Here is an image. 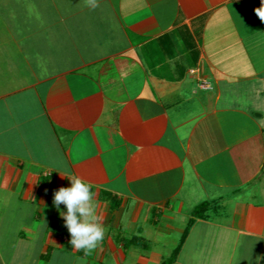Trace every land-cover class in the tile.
I'll return each instance as SVG.
<instances>
[{"label":"crops","instance_id":"crops-1","mask_svg":"<svg viewBox=\"0 0 264 264\" xmlns=\"http://www.w3.org/2000/svg\"><path fill=\"white\" fill-rule=\"evenodd\" d=\"M257 12L262 0H0V264H161L184 235L170 264H264ZM64 175L91 185L106 229L90 253L53 205ZM177 234L165 258L155 244Z\"/></svg>","mask_w":264,"mask_h":264},{"label":"clouds","instance_id":"clouds-1","mask_svg":"<svg viewBox=\"0 0 264 264\" xmlns=\"http://www.w3.org/2000/svg\"><path fill=\"white\" fill-rule=\"evenodd\" d=\"M86 3L93 9L98 6V0H86ZM257 14L264 20V13ZM64 176L69 180V185L54 191L53 205L57 210L61 205L66 209L60 214L70 234L71 247L90 253L103 241L106 229L97 219L91 185L78 176Z\"/></svg>","mask_w":264,"mask_h":264},{"label":"rangeland","instance_id":"rangeland-1","mask_svg":"<svg viewBox=\"0 0 264 264\" xmlns=\"http://www.w3.org/2000/svg\"><path fill=\"white\" fill-rule=\"evenodd\" d=\"M118 233H119V236H121V235H124V231H121L120 229L118 230ZM125 236V235H124ZM122 237V236H121ZM134 237H140L139 235H137V234H134L133 236H131V237H129L130 239L131 238H134ZM178 237H179V235L177 234V235H175V237L174 238H172V239H168L167 240V242H157L156 244H155V248L157 249V250H159V251H162V252H167V256H165V258L166 257H168V255L170 256V253L172 252V250L171 249H173L174 247H175V245L177 244V240H175L176 238L178 239ZM125 238H127L126 236H125ZM141 238V237H140ZM142 239V238H141ZM134 240V239H133ZM142 241V240H141ZM141 241H139L140 243H141ZM124 242V241H123ZM119 243V242H118ZM179 243H180V241H179ZM120 244V243H119ZM164 244H167V246L166 245H164ZM169 245V246H168ZM158 246H160V247H158ZM130 259L132 260V261H134V260H136V257L134 256V255H132V256H130Z\"/></svg>","mask_w":264,"mask_h":264},{"label":"trees","instance_id":"trees-1","mask_svg":"<svg viewBox=\"0 0 264 264\" xmlns=\"http://www.w3.org/2000/svg\"><path fill=\"white\" fill-rule=\"evenodd\" d=\"M205 207H206V206H205V204H204V205H202L198 210H199V211H202ZM184 237H185V235L183 236V238H182V240H181V243H183V241H184ZM133 239H134V240H133ZM140 239H141L140 237H134V238L129 239L128 241H129V242H134L135 240L140 241ZM181 243H180V245L175 249V251H174V253L172 254V256H171L170 258H168L167 260H165L164 262H162L161 264H170V263H172V262L176 259L177 255H178V253H179V251H180Z\"/></svg>","mask_w":264,"mask_h":264}]
</instances>
